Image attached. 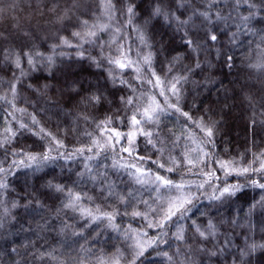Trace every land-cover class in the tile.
I'll use <instances>...</instances> for the list:
<instances>
[{"label":"trees","instance_id":"16d2710c","mask_svg":"<svg viewBox=\"0 0 264 264\" xmlns=\"http://www.w3.org/2000/svg\"><path fill=\"white\" fill-rule=\"evenodd\" d=\"M113 3L118 11L109 19L101 0H0V142L6 128L16 132L0 147V168L5 169L0 184L7 185L0 188V264H264V189L250 186L252 181L264 184V173L226 175L220 167L225 162L257 169L264 163V0ZM130 4L136 5L137 17L127 14ZM156 5L169 13L170 22L154 17L143 27ZM201 12L209 13L211 23ZM217 14L224 19L217 20ZM105 24L111 28L99 31ZM89 31L97 37H87ZM212 34L216 41L208 39ZM189 39L197 51L186 44ZM120 50L127 52L131 67L108 63ZM23 52L45 59L36 58L31 71L22 62L28 75L21 77L15 59ZM149 54L151 64H144ZM157 77L162 83L154 86ZM172 84L179 90L178 104L169 90ZM92 93L102 94L100 103L85 101ZM129 97L134 106L126 104ZM153 97L163 111L154 121H141L139 128L153 133L156 146L137 134L132 156L121 150L129 147L124 138L108 148V134L97 125L110 117L109 129L136 132L131 118ZM32 116L38 124H32ZM20 123L30 130L20 129ZM198 123L213 127L212 144L205 143ZM44 154L54 159L43 161ZM133 163L153 176L185 184L183 192L152 183V176L143 177L147 184L136 183L133 169L119 167ZM57 185L65 191H57ZM109 185L115 196L102 191ZM230 185L241 187L233 196L215 199ZM69 190L81 196L75 210L64 207ZM181 194L192 199L190 211L164 222L163 228L149 227L163 222L168 201ZM80 208L114 218L93 220ZM209 223L216 234L204 239L197 228L206 231ZM181 234L183 239L177 238ZM157 237L165 243L149 247ZM138 242L144 248L139 257ZM253 244L257 247L249 252Z\"/></svg>","mask_w":264,"mask_h":264},{"label":"snow or ice","instance_id":"6c2138e0","mask_svg":"<svg viewBox=\"0 0 264 264\" xmlns=\"http://www.w3.org/2000/svg\"><path fill=\"white\" fill-rule=\"evenodd\" d=\"M237 2H239V0H237ZM245 2H246V0H245ZM101 6H102V9H103V14L106 17H108L109 19H112L114 13L116 11H118L116 9L114 3H113V0H101ZM126 12L129 15V17H137L138 16V13L136 11V5H134V4H130L127 7V9H126ZM199 15L204 17V19L206 21L211 23V16L209 15L208 12H201V13H199ZM154 17H163L166 21L170 22L169 13H167L159 5H156L148 13V19L144 20L143 27H146L150 23L151 19L154 18ZM251 18L252 17L249 16V17H242L241 19H242V22H244L246 24V22L249 21ZM176 19H178V18H176ZM222 19H224V17H221V16H219L217 14V20H222ZM131 22H132V20L129 19L128 23L131 24ZM84 23H87V22L85 21ZM180 23L181 24H186L187 21H181ZM110 28H111L110 24L101 25L100 28H99V31H107ZM119 31H120L119 29H116L117 33H119ZM137 31H140L139 27H138ZM72 35L76 36V37H80L81 33L74 32ZM86 36L89 37V38H95V37H97V32L89 31V32L86 33ZM233 36L235 37V34H233ZM139 39L141 40L142 43L145 42V36H144L143 33L140 34ZM208 39L210 41H216L217 40V36L215 34H212V35L208 36ZM113 42H115V39H114ZM63 43L67 44L68 41L64 40ZM186 44L189 47H191L194 52L198 50L199 46L198 45L194 46V43H193L192 40H190V39L187 40ZM122 47L123 46H121V48ZM36 58L45 59L44 57L41 56L40 53H32V52H23L22 54H18L16 56L15 65H16V68L18 70H20L21 77H24V76L28 75V73L25 72L23 70V68H22V62H26L27 65L29 66V71H31V70H34L35 67H36ZM46 59H47V61L49 63L52 62V57H47ZM231 59H232L231 57H228L229 61H231ZM108 63L111 64V65H114V66H116V67H118L120 69H125V68H129V67L132 66V61H130L128 59L127 52L122 51V50H120L119 57H116V58L109 57L108 58ZM143 63L144 64H151V54H149L148 56H145L143 58ZM97 66L99 67V65H97ZM228 66L231 67V64H229ZM196 67H200V65L197 64ZM136 71L139 72L140 69L137 68ZM153 75H154V73H153ZM180 79H184V77H181V78L177 79L176 82L179 83ZM113 80H114V78H113ZM121 83H126V82L125 81H121ZM149 83H153V81H149ZM161 83L162 82L157 77L156 81L154 82V86L160 85ZM213 83H214V81H213ZM11 90H12L13 94L15 95V91H16L15 85H12V89ZM169 90L171 91L172 95L177 98V104H178L179 103V90L176 88V85L175 84L170 85ZM160 95H164L163 90H161ZM102 98H103L102 94L101 95H97L95 93H92L91 95H89V96H87L85 98V101L87 103H91V104H98V103H100ZM0 99H3V98H0ZM121 99H123V98H121ZM166 100H167V97H166ZM126 104L134 106V100L131 97H129L126 100ZM155 104H156V101H155V98L153 97V98H151L149 104L146 107H144L142 112H140V110L137 109L136 113L133 114V116L131 118V124H132L133 128L138 130L136 132L120 133V132H116L115 130L109 129L108 126L112 123V119L110 117L106 118L105 121H103V122H101V124L97 125L98 128L103 129L108 134V140L106 141V146L108 148H113L114 149V148H116L117 145H119L121 138H124V139L127 140V143L129 145V147L122 148L121 150L123 152L128 153L129 156H132L133 152H134V147H135V137H136L137 134H139V135H143L146 138H148L147 142L149 144H152L153 147H155L156 146V142H154L151 139L153 133L149 132V131H144L143 129L139 128V126L141 124V121H144V122L154 121L156 116L159 114V112L163 111L162 109H160L158 107V105L156 107H154L153 105H155ZM177 104H172V105H170V107L175 108V110L177 112H181V109L179 107H177ZM19 111H25V110L21 109ZM137 114H139L141 116L140 120L136 119V115ZM181 115L187 117L188 119H191V117L188 115L187 112H181ZM31 122L34 125L39 123V121L36 120L35 116L31 117ZM212 123L214 125L215 122H212ZM198 127H200L201 131L208 138L205 141V143L212 144V137L214 135L213 127L212 126H208L207 124H203V123H198ZM19 128L20 129H24V130H30L28 128V125L24 124V123H20L19 124ZM41 131H43V129H41ZM5 133L7 135L5 136L4 141L0 142V147L3 146V143H10L11 142V138H14L15 135H16V132L13 131L10 127L5 129ZM96 143L97 142L94 141V144H96ZM161 143H162V141H161ZM57 145L62 146V144L59 141H57ZM49 151H51V149H49ZM88 151H91V149H88ZM160 151L162 152L163 150L160 149ZM199 151L203 152V149L201 148V149H199ZM77 152L82 154L84 152V149H77ZM97 155H99V153H97ZM203 155L204 156H208L209 153H203ZM69 158H71V157H69ZM29 159L36 160L37 157L36 156H29ZM41 159L43 161H48V160L54 159V158L51 157L48 154H44L41 157ZM89 159H92V158L89 157ZM137 159L142 161L145 158L144 157H138ZM13 163H15V162H13ZM21 163H23V162H21ZM154 163H158V162L154 161ZM172 163H173V165H177L178 164V162L176 160H172ZM187 163L190 164V165H193V161L191 159H188ZM116 166H117L116 164L113 165V167H116ZM158 166L160 168H164L165 167L164 164H158ZM86 167H87V165H86ZM119 167L126 168V169H133L134 172H132L131 174L135 177L136 183L141 184V185L149 183V181L144 179L143 177L152 176V180H151L152 183L159 182V184L161 186H163L165 188H169V189H174L178 193H182L183 189L185 188V184H183V183H174L173 181L167 180V179H165L162 176H158V175L153 176L152 173L150 172V170L146 171V170L142 169L141 167H138L137 164H135V163H133V164H119ZM220 167L222 169L229 168L230 167V163L220 162ZM174 170H175L174 168H168L167 169V171H169V172L174 171ZM232 170L236 171V169H234V168ZM4 171H5V169L0 168V172H4ZM88 171L91 172V169H88ZM249 171L264 173V163H261L260 168H257V169L243 168L242 170H240V172L238 174L248 173ZM228 174H230V173L226 172V175H228ZM84 175H85L84 173L80 174L81 177H83ZM208 175L212 176L213 174L209 173ZM90 179L95 181L96 177L93 176V177H90ZM6 186H7L6 184H0V188L6 187ZM250 186L251 187H259L261 189H264V184L259 183L258 181H252V184ZM55 187H56V190L59 191V192H64L65 191L63 186L57 185ZM112 187H113L112 185H109L108 187L103 188L102 191H106L109 196H115L116 193L112 191ZM200 187H203V185H200ZM240 187L241 186H239V185L226 186L222 190H220V196L215 197V199H220V197H224V196H229V197L233 196V195H235V193L237 191L240 190ZM68 197H69V202L67 204H65L64 207L65 208L74 209V210L77 209L78 208V202L81 200V196L79 194H73L71 192V190H69L68 191ZM89 199H91V198L89 197ZM262 199H264V198H262ZM121 200L123 202L124 198L121 197ZM189 205H192V199L191 198H188L187 196H185L183 194L177 195L174 199H170L168 201L167 208L165 210H163V215H164L163 222H160V223H157V224H151L150 223L149 227L163 228L164 222L171 221L172 217L179 216L180 218H183L184 215L188 211H190ZM79 210L82 212V214L90 216L93 220H99V219H102L104 217H106L109 220H112L114 218L111 214H108V213H104V214H102V216H93L91 211L85 210L83 208H80ZM132 215L133 216H140V215H142V213L134 212V213H132ZM197 232L204 239H208L209 237H214L215 234H216L215 225L209 223L208 228H207L206 231H200L199 228H197ZM177 238L183 239L182 234L178 235ZM159 243H165V241H163L159 237H157L156 239L150 240L148 242V246L151 247L152 245H156V244H159ZM227 244H229V241L226 240L225 241V245H227ZM138 246H140L139 242H138ZM256 247L257 246L255 244L249 245V252L254 251L256 249ZM260 247L264 248V245H261ZM220 251L223 252L224 249H220ZM143 252H144V248H143V246H140V251L137 253V257L142 256ZM163 255L167 256L168 254L167 253H163ZM211 255L215 256V255H217V253L213 252V253H211ZM241 255H245V253L242 252ZM117 264H118V262H117Z\"/></svg>","mask_w":264,"mask_h":264},{"label":"rangeland","instance_id":"374dc122","mask_svg":"<svg viewBox=\"0 0 264 264\" xmlns=\"http://www.w3.org/2000/svg\"><path fill=\"white\" fill-rule=\"evenodd\" d=\"M68 90H70L69 88H68ZM84 101L83 100H81L80 101V104L81 105H84ZM157 105H159L158 103H156L155 105H153L154 107H156ZM106 138L108 139V137L106 136ZM99 142H100V140H99ZM103 142V141H102ZM98 146H104V144L102 143L101 145H98ZM261 166V165H260ZM236 169V171H233L232 169ZM243 168H240V167H238V166H234V165H232V164H230V167L229 168H226V169H223V170H225V171H227V172H240V170H242Z\"/></svg>","mask_w":264,"mask_h":264}]
</instances>
